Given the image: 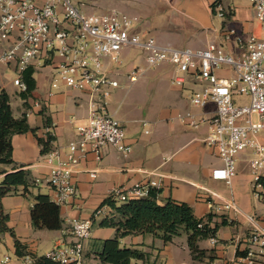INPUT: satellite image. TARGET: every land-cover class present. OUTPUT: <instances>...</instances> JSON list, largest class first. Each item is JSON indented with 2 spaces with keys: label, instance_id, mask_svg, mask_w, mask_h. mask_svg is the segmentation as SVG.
<instances>
[{
  "label": "crops",
  "instance_id": "crops-1",
  "mask_svg": "<svg viewBox=\"0 0 264 264\" xmlns=\"http://www.w3.org/2000/svg\"><path fill=\"white\" fill-rule=\"evenodd\" d=\"M193 1L196 6L192 5ZM192 2L170 0L174 7L179 3V12H175V15H180L178 17L183 19L181 22L184 21L193 30L199 29L206 33V46L215 42L229 53H238L239 47L233 42L235 37L229 40L225 38L226 30L231 27L244 37L255 35L264 38V23L255 19L254 9L248 0H235L230 6L231 26L225 22L221 26L216 25L209 10L200 11L196 9L199 8L198 0ZM139 28L151 35L140 24ZM13 69V65L0 64V89H6L11 95L14 114L21 116L25 113L29 124L37 128L36 134L29 131L16 134L13 139L14 159L29 171L33 183L28 193H24V186H19L15 192L4 196L2 205L8 215L7 226L26 245L27 250L43 256L54 246L75 240L69 230L70 219L83 218L92 222V235L84 243L81 264H103L96 253L99 241L112 238L117 232L114 227L100 225L106 216L112 215V207L104 203L109 192L117 186L127 188L136 182L153 179L159 183L160 203L168 198L188 203L198 217L215 229L212 236L218 241L213 244L211 237L200 240L199 248L205 253L196 258L188 245L186 233L175 236L168 243L152 234L126 235L120 239L121 247H139L148 253L145 261L133 260L134 264H245L239 258L248 245V221L233 208H217L234 200L242 212L257 213V206L263 203V199L252 189L250 160L253 154L251 152L248 155L247 151L240 153L236 162L237 172L230 184L212 178V169L219 166L216 163L221 159L217 149L205 142L209 124L203 123L194 128L184 122L179 114L190 110L199 117H208L214 113L216 106L210 103L205 107H197L191 103V108L182 95L178 104L163 107L159 111L154 109L147 118L142 117L139 111L132 112L131 109L129 112L119 100L110 96V111L116 117L119 116L122 125L127 128L126 143L131 146V151L124 156L115 146L109 145L103 148L101 160H96L92 152L87 153L73 166L76 196L67 204L60 205L63 226L60 229L34 227L31 211L36 202L35 196L38 193L47 194L54 201V190L47 179V153L41 152L37 136H54L50 151L57 150L58 158L66 161L68 144L79 138L77 125L85 123L88 118L90 98L87 90L71 88L63 83L54 88L50 74L35 71L36 88L25 105L20 91L11 93L8 88ZM175 73V69L169 71L170 81ZM217 73L227 77L234 75L230 67L220 68ZM189 83L195 86L193 81L189 80ZM72 89L79 93H74ZM172 89L183 93L184 88L172 84ZM18 98L20 102L16 104L15 110L13 101ZM36 102L39 104L35 105ZM47 120L50 125L46 124ZM7 168L11 169L12 166ZM93 170H97L95 177L90 174ZM102 207L105 213L95 215L96 210ZM0 264H34L27 262L25 256L17 254L15 237L10 231L0 233Z\"/></svg>",
  "mask_w": 264,
  "mask_h": 264
},
{
  "label": "built area",
  "instance_id": "built-area-1",
  "mask_svg": "<svg viewBox=\"0 0 264 264\" xmlns=\"http://www.w3.org/2000/svg\"><path fill=\"white\" fill-rule=\"evenodd\" d=\"M248 1L255 19L264 23V0ZM139 22L138 16L117 9L85 13L75 0H0V64L14 66V85L26 91L23 75L28 68L38 71L40 67H52L57 75L51 80L52 87L63 83L87 90L89 94V115L85 123L76 127L79 138L68 144L67 160L59 159L57 150L46 155L47 179L54 190V201L63 205L76 196L73 166L87 153L92 152L96 160H101L103 148L109 145L124 156L131 151L124 126L108 109L110 90L120 84L109 76L103 57L121 65V49L136 46L143 51L149 65L168 62L175 66L173 85L184 88L189 80L195 83L190 95L194 106L215 104L214 113L208 117H199L190 110L179 114L191 127L209 124L205 142L217 149L223 163L212 169L211 177L230 184L237 172L238 156L251 149L252 189L264 203V38L244 37L231 27L226 30L225 38L235 37L237 54L227 52L215 42L204 48L176 47L160 44L154 36L143 33ZM223 67H230L234 75H218L217 70ZM138 72L139 68H131L128 74L131 82L138 78ZM239 93L250 96L249 104H236L234 95ZM253 114H257L258 121L252 120ZM90 174L95 177L97 170ZM158 185L152 179L127 188L117 186L108 198L118 203L142 198ZM230 208L243 214L250 226L248 245L239 259L245 264H264V213H244L234 200L217 209ZM104 213L102 207L95 215ZM69 223L75 240L54 246L44 256L60 264H81L84 243L92 235V222L75 217ZM210 239L213 244L218 241L216 237ZM25 259L35 262L30 255Z\"/></svg>",
  "mask_w": 264,
  "mask_h": 264
},
{
  "label": "trees",
  "instance_id": "trees-1",
  "mask_svg": "<svg viewBox=\"0 0 264 264\" xmlns=\"http://www.w3.org/2000/svg\"><path fill=\"white\" fill-rule=\"evenodd\" d=\"M35 69L28 68L23 75L27 84L26 91H20V96L27 100L36 88L34 77ZM50 125L49 120L46 121ZM32 131L36 134L37 128L32 127L25 113L16 116L11 105V95L6 89H0V233L10 231L15 237L16 252L19 256L30 255L35 258L34 264H60L27 250L14 231L7 226L8 215L4 212L2 198L24 186V193H28L30 174L23 165H18L14 159L13 139L16 134ZM38 137L41 152L48 153L52 149L54 136L48 134L46 138ZM7 166H12L11 169ZM160 188L153 187L149 194L142 198L131 199L118 203L106 198L104 203L112 207V215L106 216L101 226L116 228V235L99 241L96 251L103 264H134L133 260L148 258V253L139 247H121L120 239L130 234H152L162 238L166 243L182 233L188 235V245L194 257L199 258L205 253L199 248V241L214 237L215 229L211 228L203 218L198 217L193 208L186 202L168 198L164 203L158 201ZM31 216L34 227L46 229H60L63 226L60 205L49 195L38 193L35 196ZM201 224V226H200ZM136 264V263H135Z\"/></svg>",
  "mask_w": 264,
  "mask_h": 264
},
{
  "label": "rangeland",
  "instance_id": "rangeland-1",
  "mask_svg": "<svg viewBox=\"0 0 264 264\" xmlns=\"http://www.w3.org/2000/svg\"><path fill=\"white\" fill-rule=\"evenodd\" d=\"M190 1L192 2V0ZM234 2L235 0H198L199 8H194L200 11L209 10L214 23L218 26H221L223 22L230 25V6ZM75 3L83 12L88 14H100L111 9H117L121 12L138 16L140 25L150 31V34L158 41L169 43L176 47L203 48L206 46L205 42L208 38L206 33L199 29L193 30L187 27L184 21L181 22L183 19L178 17L180 15H175V12L178 11L179 3L174 7L170 0H75ZM192 5L196 6L194 1ZM181 13L184 12L181 11ZM184 20L186 19L184 18ZM233 40L237 46L236 40ZM119 58L123 61L121 65H117L109 57H103V64L109 76L119 81L120 86L110 91L111 96L119 100L123 108L128 111L132 109V112L139 111L142 117L147 118L154 109L159 111L163 107L178 104L177 101H180L181 95L189 103V107H193L190 102V95L192 89L195 88L194 85L187 81L184 84V89H182L183 93L172 89L168 75L171 69H175L173 64L163 62L160 65L151 66L146 61L143 51L136 46H128L121 49ZM131 66L132 68H139L138 78L133 82L128 78ZM38 71L50 74V78L56 75V71L52 67H40ZM15 76L16 72L12 70L11 82L8 86L11 93L20 91L13 84ZM73 92L79 93L77 90H73ZM234 100L236 104L243 106L249 104L250 96L245 93H239L234 95ZM18 102H20L19 98L13 101L15 110ZM110 104L111 102L108 105L109 111ZM110 113L120 121L118 115L116 117L111 111ZM252 120L254 122L258 121L257 114L252 115ZM124 128L127 133V128L125 126ZM251 152V149L247 150L248 155ZM216 165H223V163L221 160H217ZM257 210V213H263L264 203L261 202L257 206Z\"/></svg>",
  "mask_w": 264,
  "mask_h": 264
}]
</instances>
